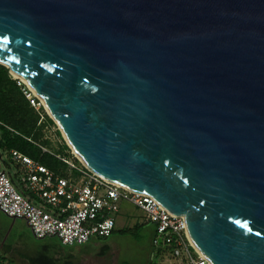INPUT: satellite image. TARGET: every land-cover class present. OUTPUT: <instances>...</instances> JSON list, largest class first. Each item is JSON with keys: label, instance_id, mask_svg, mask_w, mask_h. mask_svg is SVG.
Instances as JSON below:
<instances>
[{"label": "water", "instance_id": "water-1", "mask_svg": "<svg viewBox=\"0 0 264 264\" xmlns=\"http://www.w3.org/2000/svg\"><path fill=\"white\" fill-rule=\"evenodd\" d=\"M0 64L211 264H264V0H0Z\"/></svg>", "mask_w": 264, "mask_h": 264}, {"label": "built area", "instance_id": "built-area-1", "mask_svg": "<svg viewBox=\"0 0 264 264\" xmlns=\"http://www.w3.org/2000/svg\"><path fill=\"white\" fill-rule=\"evenodd\" d=\"M19 85L25 84L20 81ZM25 95L36 110L44 109L28 86ZM71 155L78 160L72 150ZM11 157L18 186L7 172H0V211L26 221L36 239L55 238L66 247H82L108 238L115 231L120 204L125 202L144 212L146 222L155 225L154 254L170 257L177 264H211L194 247L185 219L165 210L152 196L111 183L72 158L62 159L69 171L61 176L20 152L13 151Z\"/></svg>", "mask_w": 264, "mask_h": 264}, {"label": "trees", "instance_id": "trees-1", "mask_svg": "<svg viewBox=\"0 0 264 264\" xmlns=\"http://www.w3.org/2000/svg\"><path fill=\"white\" fill-rule=\"evenodd\" d=\"M19 82L20 80L13 78L8 68L0 64V149L7 153L10 158L13 151L20 152L56 174L64 176L68 170V165L62 161L63 158H72L78 165L81 163L71 155V149L66 142L58 150H51L52 144L43 138L46 128L56 127V124L43 108L36 110L31 105L25 95L26 86L19 85ZM57 135L62 138L60 131H57ZM43 149L48 151L45 152ZM12 180L15 183L13 177ZM0 213L2 212L0 211ZM3 215L7 217L2 213ZM4 216V223L0 225V242L5 248V254L0 253V264L10 263L6 254L12 252L15 245L12 233L18 230V226L6 221ZM147 224L150 223L146 222L145 225H139L136 229L122 232L126 234L135 232L137 234ZM110 237L99 241L107 240ZM103 250L107 252L111 249L109 246H105ZM155 255L160 259L159 253ZM28 260L31 264H55L53 260L48 262L46 258ZM150 264H159V262L153 260Z\"/></svg>", "mask_w": 264, "mask_h": 264}, {"label": "rangeland", "instance_id": "rangeland-1", "mask_svg": "<svg viewBox=\"0 0 264 264\" xmlns=\"http://www.w3.org/2000/svg\"><path fill=\"white\" fill-rule=\"evenodd\" d=\"M59 127L50 128L47 131V136L52 141V145L55 148L60 147L65 141V138L62 135V138H59L57 135ZM1 134V130H0ZM0 172H7L15 174L17 169L11 163L10 157L7 153L0 149ZM145 214L136 208L124 205L120 214V219L118 222V230L107 240L95 241L93 240L89 244L85 245L91 252H100L105 246H109L111 251L110 255L107 257L108 263L113 264H150L151 261H158L159 264H177L170 257H160L152 252V241L155 234V226L153 224H147L144 228L135 234L131 232L129 234L123 233L125 230H132L137 224V222L144 221ZM3 222V217L0 213V225ZM19 226L21 239L20 244L22 248L28 251H32L34 255L39 254L45 248V246L52 244H57V240H36L31 230L29 229L25 221L19 220L16 222ZM13 238L18 240L16 233H12ZM19 241V240H18ZM79 249L78 246L71 248H64L65 252H75ZM16 251H21L19 246H15L12 252L6 254L10 263L7 264H29L27 261L22 260L17 254ZM0 253L5 254V248L0 242ZM49 264V263H45Z\"/></svg>", "mask_w": 264, "mask_h": 264}, {"label": "crops", "instance_id": "crops-1", "mask_svg": "<svg viewBox=\"0 0 264 264\" xmlns=\"http://www.w3.org/2000/svg\"><path fill=\"white\" fill-rule=\"evenodd\" d=\"M49 129L50 128H46V130H45V135H44V140H46V141H49L51 144H52V141L49 139V137L47 136V131H49ZM0 136H1V134H0ZM63 146V144L60 146V147H58V148H55L53 145H52V151H55V149H59V148H61ZM47 150V149H46ZM48 151V150H47ZM69 159V158H68ZM10 160H11V163L13 164V161H12V157L10 158ZM14 165V164H13ZM15 166V165H14ZM15 168H16V166H15ZM17 169V168H16ZM69 171V168H68V170H67V172ZM67 172H66V174H67ZM10 176H12L14 179H15V183H16V185H17V183H18V180H17V172L15 173V174H11V173H8ZM65 174V175H66ZM18 186V185H17ZM129 205V206H132V205H130V204H128V203H125V202H123V203H121L120 204V211H119V213L116 215V217H115V221H116V228H115V232H114V234L117 232V230H118V222H119V219L121 218L120 217V214H121V211H122V208H123V206L124 205ZM132 207H134V206H132ZM135 208V207H134ZM137 209V208H136ZM137 210H139V209H137ZM139 211H141V210H139ZM142 212V211H141ZM144 213V212H143ZM145 214V213H144ZM1 215H2V213H1ZM4 216V215H3ZM2 216V217H3ZM4 219L6 220V221H8V222H10V223H12V224H15V225H17V221H19V219H12V218H8V217H5L4 216ZM22 221H24V220H22ZM26 222V221H25ZM27 223V222H26ZM146 224V215L144 216V221L141 223V222H137V224H135V226H134V228L133 229H136V227H138L139 225H145ZM27 225H28V223H27ZM155 226V225H154ZM28 227H29V225H28ZM145 227V226H144ZM144 227H142V228H144ZM141 228V229H142ZM29 229H30V227H29ZM31 230V229H30ZM15 233H16V236L18 237V240H14L15 242V245H14V247L15 246H19L20 248H21V251H16V254L22 259V260H24V261H27L29 264H31L30 262H29V260L28 259H36V260H40V259H45L46 258V260L49 262L50 260H53L54 262H55V264H78L75 260H73V252H65V250H64V248H71V247H66V246H64V245H62L61 243H60V241L59 240H57L58 242H57V244H55V245H52V244H49V245H47V246H45V248L42 250V252H40L39 254H36V256L34 255V253L30 250V251H28V250H25L24 248H22V246H21V244H20V239H21V234H20V230H19V226H18V230L17 231H15ZM31 233H32V231H31ZM156 227H155V234H154V236H153V241H154V239L156 238ZM33 234V233H32ZM34 236V235H33ZM15 239V238H14ZM36 239V238H35ZM55 239V238H54ZM36 240H38V239H36ZM48 240H53V239H48ZM99 241L98 239H95V241ZM93 241V240H92ZM91 241V242H92ZM153 241H152V252H153ZM82 247H84V246H82ZM81 247H79V249H80ZM111 251V250H110Z\"/></svg>", "mask_w": 264, "mask_h": 264}, {"label": "flooded vegetation", "instance_id": "flooded-vegetation-1", "mask_svg": "<svg viewBox=\"0 0 264 264\" xmlns=\"http://www.w3.org/2000/svg\"><path fill=\"white\" fill-rule=\"evenodd\" d=\"M109 255L110 251L106 252L102 249L100 252H91L87 247H81L73 252V260L78 264H113L106 260Z\"/></svg>", "mask_w": 264, "mask_h": 264}, {"label": "bare ground", "instance_id": "bare-ground-1", "mask_svg": "<svg viewBox=\"0 0 264 264\" xmlns=\"http://www.w3.org/2000/svg\"><path fill=\"white\" fill-rule=\"evenodd\" d=\"M16 76V75H15ZM16 78H19L18 76H16ZM17 80H19V79H17ZM21 80V79H20ZM22 81V80H21ZM23 82V81H22ZM24 84H26V86L28 85V83L25 81V82H23ZM79 157V156H78ZM122 187V186H121Z\"/></svg>", "mask_w": 264, "mask_h": 264}]
</instances>
